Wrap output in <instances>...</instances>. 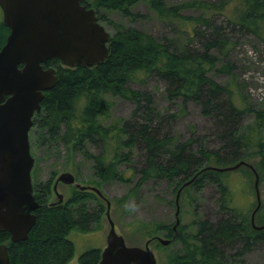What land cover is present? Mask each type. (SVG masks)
<instances>
[{
  "label": "trees",
  "instance_id": "1",
  "mask_svg": "<svg viewBox=\"0 0 264 264\" xmlns=\"http://www.w3.org/2000/svg\"><path fill=\"white\" fill-rule=\"evenodd\" d=\"M137 1L85 0L84 4L95 10L100 22L104 20L114 28L109 52L92 67H64L58 64V59L54 60L57 80L44 91L32 127H40L47 143L62 144L70 155L79 149L91 159L93 174L100 181L128 182L137 173L131 191L145 181L159 179L177 191L196 174L182 190L200 189L204 183L212 182L222 195L220 207L231 210L230 190L221 178L224 171L203 168L252 158L253 169L240 167L249 174L255 170L258 183L264 182V112L244 105L231 85L221 84L209 75V69L217 62L213 49L225 57L229 48L223 27L210 18L212 14H224L225 2L189 0L167 4L164 0H146L159 19L175 24L187 37L197 25L209 29L200 33L199 49L188 47L187 40L178 49L172 42L158 41L151 34L113 22L106 16L116 10L130 20L144 18L145 14L130 9ZM238 1L240 9L236 17L227 15V20L264 41V0ZM184 8H197L201 14L184 16L181 13ZM5 31L6 27L0 24V43ZM232 66L226 60L215 68L231 74ZM151 75L164 82L167 101L180 99L181 110L189 101L197 103L201 113L214 120L218 148L207 147L204 137L193 133L179 141L169 131L176 113L160 111L150 92L127 85L130 81L143 82ZM108 95L133 102L132 119L118 117L108 121L111 107ZM244 112H253L255 116L245 126L241 125ZM88 145L96 151L88 149ZM132 149L143 154L141 166L132 162ZM121 165H125V170L120 169ZM50 187V179L32 182V194L39 205L33 211L35 222L26 239L12 242L8 232H0V243L8 247L10 264H66L74 254L68 233L73 229L90 230L89 220L97 218L91 219L92 213L85 208L87 201L96 197L93 192L74 189L62 203L50 204ZM254 218L264 224V200ZM166 230L171 233L167 238L179 243L166 264H244L243 255L253 248L255 241L264 244V228L255 230L246 223V218L243 222L236 221L228 212L214 221L194 218L179 230L176 228L175 234L169 227ZM99 256L100 249H87L79 255L78 264H97Z\"/></svg>",
  "mask_w": 264,
  "mask_h": 264
},
{
  "label": "rangeland",
  "instance_id": "2",
  "mask_svg": "<svg viewBox=\"0 0 264 264\" xmlns=\"http://www.w3.org/2000/svg\"><path fill=\"white\" fill-rule=\"evenodd\" d=\"M164 1L167 4H176L189 0ZM201 1L225 2L224 14H212L210 18L215 24L223 27L222 31L228 39L229 48L225 57L222 52L213 49L212 52L217 56V62L211 70L209 69V75L221 84L231 85L244 105L254 109H262L264 112V41L251 33L244 32L227 20V15L231 16L232 19L236 17L235 15L240 9L238 0ZM130 9L145 14V17L130 20L116 10L107 12L106 16L113 22L151 34L158 41L172 42L178 49L184 45L186 40L188 47L199 49L200 38H202L200 33L209 32L206 27L197 25L195 32L187 37L175 24H169L159 19L146 0L137 1L130 6ZM181 13L184 16H197L201 14V11L197 8H184ZM102 24L110 33H113L114 28L109 23L103 20ZM226 60L233 65L231 74L217 71L215 68ZM127 85L150 92L156 107L160 111L176 113L169 131L179 141L186 140L193 133L204 137L203 142L206 143L207 147L218 148L219 140L215 137L214 120L201 113L199 104L189 101L181 110V100L177 99L172 103L167 101L164 95V82L153 75L146 77L143 82L130 81ZM107 98L111 102L108 121L118 117L125 120L132 119L133 102L120 96L108 95ZM254 118L253 112H244L241 125L251 124ZM44 133V130L35 126L29 132L31 136L30 148L34 157L31 169L32 182H46L50 179L52 186L53 181L61 172L68 171L72 173L76 183L97 186L104 198L102 199L95 194L96 197L89 199L87 204L84 203L86 204L85 208L92 213L91 219L95 216L97 218L89 220L90 230L73 229L68 233L67 237L74 245V254L66 264H78V257L82 252L91 248L101 250L105 245V237L109 229L105 214L106 200L109 203L108 216L113 221L115 232L123 236L126 245L143 246L145 241L150 239L149 248L154 253L157 264H166L168 256L179 248V243L173 241L168 245H161L156 239L152 240V237L156 235L169 237L171 235L166 229L169 227L172 231L176 219V191L173 190V186L164 179H159L145 181L135 191H131L138 179L137 173H134L128 182L100 181L93 174L90 158L84 157L79 149L70 155L62 144L47 143L48 139ZM87 148L96 151V148H92L90 145ZM131 153L134 165L141 166L144 160L143 154L138 149H132ZM244 160L251 163L253 159L246 158ZM120 169L125 170V165H121ZM248 172L246 168L239 166L222 173L221 178L226 182L231 194V210L220 207L222 195L212 182L204 183L200 189L182 190L178 202L179 221L176 226L177 230L182 224L189 223L194 218L214 221L220 217H225L227 212L233 215L236 221L243 222V218H246V223L255 229L251 223V212L256 205L254 174ZM258 189L261 202L264 200V182L259 181ZM56 190L62 194L63 200H65L72 193L73 188L61 182L58 183ZM55 199L56 193L54 194L51 189L49 201ZM253 224L260 225L255 218H253ZM163 225L166 226V229L160 228ZM243 259L244 264H264V244L256 240L253 248L244 253Z\"/></svg>",
  "mask_w": 264,
  "mask_h": 264
},
{
  "label": "water",
  "instance_id": "3",
  "mask_svg": "<svg viewBox=\"0 0 264 264\" xmlns=\"http://www.w3.org/2000/svg\"><path fill=\"white\" fill-rule=\"evenodd\" d=\"M85 0H0L3 23L9 28L4 45L0 48V232L9 233L10 240L17 242L27 238L35 222L33 211L38 202L32 194L30 171L33 157L30 154L28 131L32 116L41 108L44 91L57 80L53 68L43 69L41 63L51 57L59 59L66 67L84 65L92 67L102 62L110 48V33L98 21L95 10L84 4ZM19 64H22L19 67ZM250 163L240 160L227 166H206L203 169L233 170ZM254 172L256 205L251 212L255 229L264 224H253L255 212L260 206L258 174ZM185 181L175 195L174 234L178 224L179 194L194 177ZM72 183L79 190L89 189L102 196L95 186L80 185L72 173L64 171L53 185L57 203L62 195L56 183ZM106 217L109 229L105 245L100 251L97 264H157L149 248V240L143 246L126 245L117 234L113 221ZM161 245L170 238L155 237ZM0 264H10L8 247L0 243Z\"/></svg>",
  "mask_w": 264,
  "mask_h": 264
},
{
  "label": "flooded vegetation",
  "instance_id": "4",
  "mask_svg": "<svg viewBox=\"0 0 264 264\" xmlns=\"http://www.w3.org/2000/svg\"><path fill=\"white\" fill-rule=\"evenodd\" d=\"M0 24H2V25H4V23H3V10H2V8L0 7ZM5 26V25H4ZM6 27V31H5V35H4V39H3V41L0 43V48L4 45V43H5V41H6V37H7V35H8V33H9V28L7 27V26H5ZM56 59H58V58H56V57H51V58H48V59H46L44 62H42L41 63V65H42V68L43 69H47V68H53L54 69V72H56V64H57V62H55L54 60H56ZM57 61V60H56ZM58 64H60L61 65V63H60V61H59V59H58ZM22 66V64H19V67H21ZM35 113H37V112H34V114H33V116H32V120H33V117H34V115H35ZM31 128H32V126H31ZM30 128V129H31ZM29 132H30V130H29ZM29 132H28V139H29V146H30V138H31V136L29 135ZM30 153H31V155H32V152H31V148H30ZM32 157H33V155H32ZM34 158V157H33ZM56 180V179H55ZM55 180L53 181V183H52V186L50 187V190L52 189V191L54 192V194H55V191L53 190V185H54V183H55ZM76 180V179H75ZM58 183H61V182H57L56 183V188H57V185H58ZM63 184H66V183H63ZM66 185H68V186H70L71 188H73V190L75 189V190H77L76 189V187L74 186V184H72V183H69V184H66ZM81 185V184H80ZM82 185H84V184H82ZM85 185H87V186H89L88 184H85ZM92 186V185H91ZM96 187V186H95ZM98 188V187H97ZM85 190H88V191H90L89 189H85ZM100 190V189H99ZM81 191H84V190H81ZM58 192V191H57ZM72 192V191H71ZM101 192V191H100ZM59 193V192H58ZM94 194H96V193H94ZM102 194V193H101ZM98 197H100V198H102V199H104L103 198V195L102 196H100V195H98V194H96ZM57 201V196H56V199L54 200V201H50V204H55V203H57L56 202ZM64 200H63V197H62V201L60 202V203H62ZM59 204V203H58ZM177 232V231H176ZM173 234H174V232H173ZM153 240V239H152Z\"/></svg>",
  "mask_w": 264,
  "mask_h": 264
}]
</instances>
